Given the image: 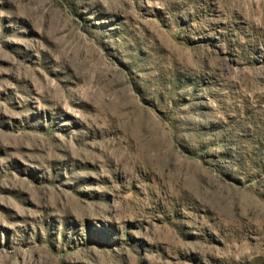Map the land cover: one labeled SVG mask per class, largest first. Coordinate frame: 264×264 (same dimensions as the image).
<instances>
[{
	"label": "rangeland",
	"instance_id": "obj_1",
	"mask_svg": "<svg viewBox=\"0 0 264 264\" xmlns=\"http://www.w3.org/2000/svg\"><path fill=\"white\" fill-rule=\"evenodd\" d=\"M0 264H264V0H0Z\"/></svg>",
	"mask_w": 264,
	"mask_h": 264
}]
</instances>
